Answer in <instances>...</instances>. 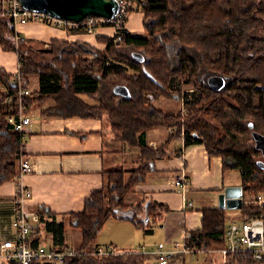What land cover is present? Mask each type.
<instances>
[{
  "label": "trees",
  "instance_id": "trees-1",
  "mask_svg": "<svg viewBox=\"0 0 264 264\" xmlns=\"http://www.w3.org/2000/svg\"><path fill=\"white\" fill-rule=\"evenodd\" d=\"M127 1L130 12H144L146 36L129 31L125 18L113 36L99 39L106 44L103 50L85 41H51L47 51L40 50L48 54L56 49L54 60L34 53L25 38L17 39L13 20L0 17V44L18 51L26 79L39 76V95L29 96L28 106L52 99L53 105L43 111L46 115L99 118L104 127L108 120L112 133L118 135L115 140L140 148L136 168L107 171L102 189L88 195L81 212L69 214L72 224L82 231L76 248L84 254L69 257L62 264H162L157 254L154 258L134 250L93 253L96 237L111 217L130 219L139 227L151 226L155 224L150 220L157 219L158 209L163 207L148 201L142 206L147 213L143 222L126 202L133 188L154 169L153 162L165 152L164 145L155 150L144 142L147 130L165 127L172 130L169 139L182 136L186 145L204 143L209 155L222 158L224 172L238 170L244 200L248 201L239 208L243 216L250 215L254 208L250 202L253 195L264 191V167L258 163L262 152L253 137L254 132L264 134V0ZM131 48L135 50L129 52ZM133 52L141 53L143 60ZM213 74L225 79L222 89L209 86L207 79ZM111 78L119 83L111 87ZM9 83V92L14 91V83ZM182 84L193 86V90L183 92ZM118 85L126 86L129 95L117 93ZM84 95L91 101L98 95L99 105L87 101ZM175 96L183 102L179 111L155 104L162 97ZM0 100H6L5 92L0 91ZM7 115L0 113V185L19 178L17 163L25 157L22 136ZM39 213L42 222L45 217ZM226 217V209H204L202 227L184 235L186 247L199 252L222 247ZM44 225L53 236L55 246L50 248L71 247L65 244L63 222L47 218ZM29 244L37 247L41 243L29 239ZM254 262L248 253H235L225 264Z\"/></svg>",
  "mask_w": 264,
  "mask_h": 264
},
{
  "label": "crops",
  "instance_id": "crops-1",
  "mask_svg": "<svg viewBox=\"0 0 264 264\" xmlns=\"http://www.w3.org/2000/svg\"><path fill=\"white\" fill-rule=\"evenodd\" d=\"M13 27L26 43L40 48L48 47L51 41L57 40L85 41L103 50L106 44L99 39L113 36L116 31L111 26L100 27L94 33L69 31L41 21L13 22ZM126 28L146 36L142 33L145 31L144 12L137 10L130 13ZM18 66V51L4 49L0 44V91L5 92L6 96L9 94V82L13 81ZM24 83L32 92L30 96L39 95L38 75L28 79L24 77ZM84 98L90 100L85 95ZM165 103L168 104L164 101L158 107L166 109ZM170 104L174 108L173 103ZM51 105L53 101L48 99L43 104H31L26 109L32 121L26 129L24 150L33 170L22 179L32 192V198L27 201L28 209L41 212L45 217L30 234V239H36L37 243L47 247L55 246L52 234L44 225L47 218H55L65 225V244L76 247L81 243L82 231L72 224L69 214L81 212L88 195L102 189L107 171L136 168L140 164V148L115 140L111 129L104 127V122L99 118L48 116L43 111ZM13 108L14 104L0 100V113L13 111ZM160 129H164L165 133L160 134ZM171 131L159 127L147 130L143 135L147 145L155 150L164 145L165 152L153 162L154 169L145 175V180L137 184L126 199L131 205L132 214L143 222L147 219V213L142 206L150 200L162 204L157 219L150 220L155 225L139 227L130 219L111 217L96 237L97 246L113 245L119 250L146 253L142 250L143 247L146 249V241L155 237L158 244L164 243L165 249L172 251L175 242L184 241L187 231L202 227L204 209L219 207V195L224 188L237 186L233 182H226L220 156L209 155L204 143L186 145L182 136L169 139ZM181 177L189 181L184 189L174 185V179ZM16 185L15 178L0 185V243L14 237L12 220ZM111 222L114 225L109 226ZM113 230L119 234L106 236V232ZM72 241H76V244ZM201 253H209L213 257L220 255L213 251ZM170 254L173 255L168 254V261L171 258L174 264H181L184 253ZM212 259L205 258L206 264H213ZM214 263L222 264L221 261Z\"/></svg>",
  "mask_w": 264,
  "mask_h": 264
},
{
  "label": "built area",
  "instance_id": "built-area-1",
  "mask_svg": "<svg viewBox=\"0 0 264 264\" xmlns=\"http://www.w3.org/2000/svg\"><path fill=\"white\" fill-rule=\"evenodd\" d=\"M119 11L113 18H103L97 16H88L81 22H75L64 18L53 16L49 13L38 10L28 9L22 5L20 0H0V17H9L14 23H26L29 21H41L56 27L70 29H82L86 33H94L100 27L118 28L124 19L128 17L131 4L127 0H118ZM17 39H24L17 34ZM14 91L9 92L6 100L14 104L13 111L7 115L8 122L25 138L26 129L31 124V118L27 115V99L31 95L30 88L24 83V76L21 73V62L16 73L13 75ZM19 178L17 179L16 190L13 196V220L12 225L15 229L14 237L4 240L0 243V264H32L35 261H48L52 264H62L69 257L83 255L76 247L66 249H52L45 244L37 247H31L29 244L30 234L40 224V213L30 211L27 207V201L32 198L31 190L26 186L22 177L32 172L33 165L26 157H20L18 163ZM174 185L180 188H186L189 181L185 178H175ZM245 202L243 196V205ZM250 202L254 205L250 215L243 216L241 221H228L224 245L218 249H211L219 253L225 262L228 256L235 253H248L252 255L257 262H264V191L253 195ZM191 204V203H190ZM242 205V206H243ZM217 250V251H216ZM122 250L116 249L113 245L97 246L93 253L100 255L122 253ZM155 254L159 256L162 264L168 262L170 253H192L199 252L198 249H189L185 242H175L172 251L166 250L164 243H159Z\"/></svg>",
  "mask_w": 264,
  "mask_h": 264
},
{
  "label": "water",
  "instance_id": "water-1",
  "mask_svg": "<svg viewBox=\"0 0 264 264\" xmlns=\"http://www.w3.org/2000/svg\"><path fill=\"white\" fill-rule=\"evenodd\" d=\"M22 5L28 9L38 10L49 13L53 16L81 22L88 16H97L103 18H113L119 11L118 0H20ZM133 55L143 60V55L139 52H133ZM210 87L220 90L225 85V79L221 75L213 74L207 79ZM117 93L124 96L129 95V90L124 85L115 87ZM253 137L255 146L262 152L264 157V134L254 132ZM259 165L264 167V161H258ZM243 205V187L226 186L219 195V208L242 207Z\"/></svg>",
  "mask_w": 264,
  "mask_h": 264
},
{
  "label": "rangeland",
  "instance_id": "rangeland-1",
  "mask_svg": "<svg viewBox=\"0 0 264 264\" xmlns=\"http://www.w3.org/2000/svg\"><path fill=\"white\" fill-rule=\"evenodd\" d=\"M130 13H132V12H129V14H128V17H129V15H130ZM127 17V18H128ZM115 30H116V28H115ZM85 32V31H84ZM144 35H147V31H146V29H145V31L144 32H142ZM21 42V41H20ZM21 46V45H20ZM31 46V45H30ZM32 47V49H34V50H36V51H34V53H38V54H40V55H43L45 58H48L49 60H54L53 58H54V54H52V53H56L57 51H56V49H53L52 51V53H45V52H43V53H41L42 52V50H45V51H47L46 49H48V48H50V46H48V47H45V48H40V47H33V46H31ZM52 47V46H51ZM123 48H121V49H124V50H126V49H128V48H126V47H124V46H122ZM40 49H42V50H40ZM57 50H58V48H57ZM132 50H135V49H133V48H131V49H129V52L130 51H132ZM61 65V64H60ZM32 82H33V80H31ZM111 81H112V84H111V87H113L114 85H116L117 83H119L117 80H115V79H113V78H111ZM27 86H28V84H26ZM29 87V86H28ZM32 88V87H31ZM181 88H182V91L183 92H185V91H190V90H193V86H191V85H188V84H182V86H181ZM98 95L100 96V94L98 93ZM98 95L97 96H95V97H93V99L95 100H89L90 102H96V105H99L98 104V101H97V97H98ZM166 101V102H168V104H166L165 103V105H164V107L167 109V110H174V111H179V110H181V109H183V102H182V100H179V99H177V97L175 96L174 98H160L159 100H157L156 101V105L158 106V105H160V103H162V102H164V101ZM170 103H173L172 105H174V108L171 106V104ZM160 107V106H159ZM101 113V112H100ZM186 113V111L184 110V112H183V114L185 115V116H187V114H185ZM106 119H108V116L106 115ZM106 123L108 124L107 125V127H109L110 126V123H109V121L107 120L106 121ZM160 131V134H162V133H165V130L164 129H160L159 130ZM113 134V133H112ZM116 135V134H115ZM114 134H113V136H115ZM117 137H118V135H116ZM260 160H263L264 161V157H263V155H262V157H260ZM226 182L227 183H229V182H233V183H235V185H241V174H240V172L238 171V170H229V171H227L226 172ZM240 207H234V208H225L226 209V215H227V217H226V220H228V221H241V220H243V214H242V211H241V209H239ZM117 221V220H116ZM111 225H114V222H111V224H109V226H111ZM109 226H107V227H109ZM107 227H106V229H107ZM113 227V226H112ZM119 229H121V228H119ZM102 232V231H101ZM100 232V233H101ZM115 234H119V232H117V231H115V230H113V231H108V232H106V236H108V237H111V236H113V235H115ZM76 241H72V243H74V244H76L75 243ZM143 244V243H142ZM158 244V241H157V239L155 238V237H153V238H149L147 241H146V249H145V247H143V249L142 250H145L146 251V254H150L151 255V257H154L155 258V254H153L154 253V250H155V248H156V245ZM104 246H106L105 244H104ZM140 248H142V245H140ZM219 247H217V248H215V249H218ZM217 251V250H216ZM213 252H215V251H213ZM205 258H207V259H211V258H213L214 259V261H213V259H212V261H211V263H213V264H216V263H214V262H222V264H225V261H224V259H223V257L221 256V255H218V254H216L214 257L211 255V254H209V253H207V254H205V253H201V252H198V253H196V254H192V253H184V255L183 256H181V259H182V262H181V264H206V261H205ZM220 261H219V260ZM255 263V262H254ZM264 262H256L255 264H263ZM149 264H154L152 261H150L149 262ZM166 264H174V260H172L171 258L169 259V263L167 262ZM178 264V263H177Z\"/></svg>",
  "mask_w": 264,
  "mask_h": 264
}]
</instances>
